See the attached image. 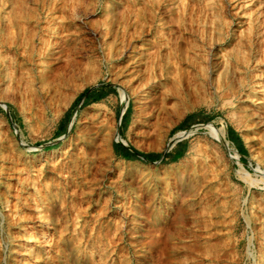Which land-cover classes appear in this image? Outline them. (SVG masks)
Masks as SVG:
<instances>
[{
  "label": "rangeland",
  "instance_id": "obj_1",
  "mask_svg": "<svg viewBox=\"0 0 264 264\" xmlns=\"http://www.w3.org/2000/svg\"><path fill=\"white\" fill-rule=\"evenodd\" d=\"M259 69L264 0H0V264H264Z\"/></svg>",
  "mask_w": 264,
  "mask_h": 264
},
{
  "label": "bare ground",
  "instance_id": "obj_2",
  "mask_svg": "<svg viewBox=\"0 0 264 264\" xmlns=\"http://www.w3.org/2000/svg\"><path fill=\"white\" fill-rule=\"evenodd\" d=\"M262 59V58H261ZM259 60V59H258ZM258 63H260L259 61H258ZM261 63H262V61H261ZM259 65V64H258ZM261 66V65H260ZM260 66H258L259 68H260ZM258 69V68H257ZM260 69H262V68H260ZM258 70V72L257 71H255V72H257V76L258 77H260V81H261V83H262V87L261 88H264V71H261V70ZM240 76V75H239ZM237 74H236V72H232V74H231V85H232V89H234V91H235V95L236 96H238L239 97V99L242 101L241 103L242 104H244V111L246 112V114L249 116V117H251L252 119H254L255 121H256V123L257 124H260V125H262V116H261V113L258 111V108H256L254 105H253V103H252V101H253V98H249V96L247 97L245 94H244V90H245V88H246V84L242 81V79L239 77ZM254 79V78H253ZM4 107V106H3ZM119 128V127H118ZM115 141H118V142H120V143H125L126 144V141H124V139L122 138V136L120 135V131H119V129H117V131H116V133H115V139H114ZM127 146V145H126ZM54 152H56V149H54L53 150ZM230 151L233 153V154H237L236 152L237 151H235L234 149H230ZM238 160V159H237ZM240 167H241V165H240ZM240 172H242V176H244L245 175V172L243 171V169H242V171H240ZM43 235V237L44 236H46L47 234H42Z\"/></svg>",
  "mask_w": 264,
  "mask_h": 264
},
{
  "label": "trees",
  "instance_id": "obj_3",
  "mask_svg": "<svg viewBox=\"0 0 264 264\" xmlns=\"http://www.w3.org/2000/svg\"><path fill=\"white\" fill-rule=\"evenodd\" d=\"M98 91V90H97ZM96 89H89V90H86L82 96L80 98H85L86 101H97V100H100L104 93H101V94H96ZM124 120V118H123ZM229 139L233 142V143H238V139H236L233 135V133L231 132V135L228 136ZM118 150L119 152L121 153V155H124L127 159H136L135 156H133L131 153H129L128 149L119 145L118 146ZM183 150L181 151H178V153H182ZM137 156V155H136ZM144 157L147 159V160H153L155 157H161V155H153V154H149V155H144Z\"/></svg>",
  "mask_w": 264,
  "mask_h": 264
},
{
  "label": "water",
  "instance_id": "obj_4",
  "mask_svg": "<svg viewBox=\"0 0 264 264\" xmlns=\"http://www.w3.org/2000/svg\"><path fill=\"white\" fill-rule=\"evenodd\" d=\"M125 147H127L126 145H124ZM128 148V147H127Z\"/></svg>",
  "mask_w": 264,
  "mask_h": 264
}]
</instances>
